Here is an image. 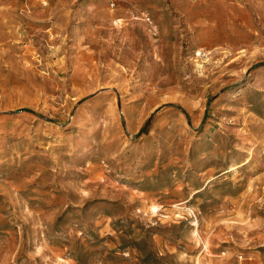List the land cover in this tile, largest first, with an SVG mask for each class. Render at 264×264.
<instances>
[{
	"label": "rangeland",
	"instance_id": "1",
	"mask_svg": "<svg viewBox=\"0 0 264 264\" xmlns=\"http://www.w3.org/2000/svg\"><path fill=\"white\" fill-rule=\"evenodd\" d=\"M114 1L0 0V264H264V0Z\"/></svg>",
	"mask_w": 264,
	"mask_h": 264
},
{
	"label": "built area",
	"instance_id": "2",
	"mask_svg": "<svg viewBox=\"0 0 264 264\" xmlns=\"http://www.w3.org/2000/svg\"><path fill=\"white\" fill-rule=\"evenodd\" d=\"M111 3H112L113 6L115 5V1L114 0H111Z\"/></svg>",
	"mask_w": 264,
	"mask_h": 264
},
{
	"label": "trees",
	"instance_id": "3",
	"mask_svg": "<svg viewBox=\"0 0 264 264\" xmlns=\"http://www.w3.org/2000/svg\"><path fill=\"white\" fill-rule=\"evenodd\" d=\"M148 121H149V120H148ZM148 121H147V123H148ZM147 123H146V124H147ZM143 130H144V128L142 129V131H143Z\"/></svg>",
	"mask_w": 264,
	"mask_h": 264
}]
</instances>
